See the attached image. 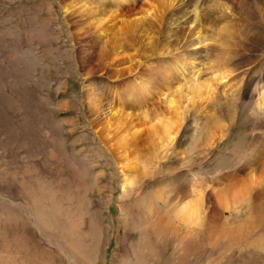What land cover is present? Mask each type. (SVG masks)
Returning <instances> with one entry per match:
<instances>
[{"label":"rangeland","instance_id":"374dc122","mask_svg":"<svg viewBox=\"0 0 264 264\" xmlns=\"http://www.w3.org/2000/svg\"><path fill=\"white\" fill-rule=\"evenodd\" d=\"M131 1V10L125 2L114 6L123 10L114 29L125 46L120 56L131 66L104 63L88 77L80 55L88 40L96 48L90 64L100 59L104 41L91 37L96 25L77 34L64 0H0V264H264V198H256L254 177L240 173L247 180L232 190L236 197L224 195L227 205L205 192L209 185L221 187V178L238 173L264 148V111L257 104L264 90V0L197 8L202 17L227 25L210 37L215 26L204 18L196 50L184 42L193 38L188 28L181 36L162 29L168 10L160 20L142 13L151 0ZM134 13L144 29L139 38L135 30L138 45L127 34ZM145 40L151 48L142 59ZM182 58L199 69V78L211 70L223 78L208 104L216 116L209 137L195 142L202 108L174 96L178 83L184 92L191 82L174 80L162 103L150 99L141 109L146 125L158 121L159 111L170 124L179 123L176 138L155 150L139 147L129 185H123L115 157L92 128L112 108L104 96L111 99L112 84L114 94L128 86L141 90L145 71L148 88L156 91L157 63L172 71ZM87 85L103 95L98 116L86 109ZM115 99L125 113L141 114L128 105L134 99ZM188 200L195 203L192 216L181 217Z\"/></svg>","mask_w":264,"mask_h":264},{"label":"bare ground","instance_id":"6f19581e","mask_svg":"<svg viewBox=\"0 0 264 264\" xmlns=\"http://www.w3.org/2000/svg\"><path fill=\"white\" fill-rule=\"evenodd\" d=\"M114 1L116 2L117 5H114ZM223 1L225 0H221V1H217V0H151L148 3H144V9L142 8V13H146V15L147 14L150 15L151 13L155 15L157 14V16L161 20V17L164 14V12L168 10V16L165 22V26L162 29L169 28V31H171L169 35L172 32H175L176 33L175 36L178 34L179 36H181L182 33H184L186 29L188 28L190 30L189 35L193 36V38H190V36H188V39L185 40L184 42L185 44L186 43L191 44L193 42V44L195 45L194 49L196 50L197 46L201 44L203 40L202 34L204 32V29H203V25H204L203 19L204 18H207L209 20V23L215 26L214 32H211L209 34L210 37L218 36L221 33V31L225 29L227 25V22L224 21L219 26L216 23L215 19L210 18V15L207 17H202V13H199V11H197V8L202 7V9L205 12L207 10L206 8L212 7V4H213V9H216L218 5L225 4ZM64 2L65 3H64L63 11L65 12V14L67 13L69 14V15L67 14L68 15L67 17L69 18L68 20H71L73 28L76 29L75 32H77V34L79 32L83 33L84 30L87 29L86 26L89 27L90 25L91 26L96 25L95 27L96 30L95 32H93L91 37H93L95 41L99 40V44L101 42L103 43L104 41V44H103L104 47H102V44H101L102 48L99 50L100 59H98L97 62L90 64V59H91L90 56L93 53L95 46L93 47L90 43H88V40H84V43L82 46H84L85 43L87 44L85 45L86 47L85 50L84 51L81 50L82 55H80V60L83 63L82 64L83 68H85L84 72L86 76L89 77L91 73L94 71V69L103 67L102 65L104 63L113 64L114 62L120 66V64H123L128 61L130 62V65L127 68L131 66V59L129 57L124 56V55L120 56L119 50L123 52L124 50L122 46L124 45L119 42L116 34H114V29H116V27L118 26L121 13L123 11L121 8L114 10V6H117L119 8L121 6L120 4L125 2L123 4L128 3L127 5H125L126 8H128L127 10H131L132 7L129 5L132 3L131 0H77V1L75 0V2L73 0H64ZM245 2L246 1H242L240 3V9L243 12L247 13L248 11L245 8V5H246ZM77 4H79L78 7H77ZM259 8L261 9V15H264V1L259 3ZM149 24L152 27L155 26L156 33L160 34V28L159 27L157 28V24L152 23V21ZM126 25L128 27L127 34L129 38L132 39V42H134L135 45H138L135 41V37L138 36V35L134 36V34H137L135 33L136 32L135 30L141 31V34H139L138 38L141 36L144 37L142 35L144 29L142 27V24L140 23V18L137 16V14L134 13L131 16L130 21L126 22ZM105 34L106 35L108 34L106 38L104 37ZM163 37L165 38L166 35H163ZM163 37H162V40H163ZM174 39L177 40V38H174ZM167 40L168 38L167 39L165 38L164 41L166 42ZM150 45L151 44H149L147 41L145 43L143 42L142 51L139 52L142 59L146 58V55L148 54V50L151 48L149 47ZM97 48H100V47H97ZM196 54L197 52L193 51L191 58H193ZM114 56H116L117 58L114 59ZM77 58L79 59V57ZM181 60H183L185 64H182L183 63L182 62L181 64H179L180 66L178 67L172 66L174 68L172 71H169L166 65L161 67L160 64L157 63L156 71L153 72V75L157 74V77L160 78V81L158 82V89H156V91H150V88H148L147 78L149 77V75L145 71L143 74H141L142 75L141 77L143 78L142 82L144 83L141 90L139 89L138 86H128V89L124 91L125 93L119 91L114 94L115 88H114V85L112 84L111 91H113V93L111 96H109L111 97V99L110 98H109L110 100L107 99L108 95L107 97L106 95L104 96L107 102H111L110 106H112V108L108 109L110 111L109 112L107 111L108 114L103 117L102 121L100 120L98 122L92 123V128L95 130V133L98 135L101 141L106 144L108 149L111 151V153L115 157L118 163L119 171L123 176L122 177L123 185H126V186L129 185L131 178L127 175V173L134 169V166L132 163H136L137 161L136 158H137V155H139V150H140L139 147L143 146L147 150V147L151 145L152 149L155 150V149H159V147H163L164 141L166 139L174 140L176 138V135L179 131V127H178L180 125L179 123H176L174 125L170 124V120L164 117V112L159 111L157 113V117L159 116L161 118L158 119L159 117L158 118L156 117L158 121L155 120L152 124L150 125L148 124L149 125L148 126L146 125L148 122L146 121L147 123H145V120L142 117V115L146 113L144 112L145 109L143 110L141 109L143 105L146 104L150 99H155L154 102L159 105V103L163 101V97L165 96V91H168L169 89L172 88V85L174 84L173 82L174 80L177 81V79L183 78V80L186 82L187 80L191 81V82L188 81L190 84L189 86L187 85L188 87L186 88L184 92L180 90V85L177 81L176 84L177 83L178 84L176 85V88L173 94L174 96H177L178 99L183 97V99H186L187 103L189 104H194L196 101H199L200 106L202 108V111H201L202 119H200L201 125L199 127L200 136L196 138L197 140L195 142L199 144L201 142L207 141L209 137L208 130L213 124L214 120H216V116H214L215 115L214 111L208 109V106H210L208 104L215 91L214 85L221 83L223 78L221 74L218 72H215V70H211L210 71L211 74L208 77L199 78L198 77L199 69H196L194 67L193 62L191 63L189 60L188 67H187L185 66L187 65V61L185 60V58H182ZM114 66L116 65L114 64ZM158 73H160V75ZM124 87H126V85H124ZM90 88L91 89H89L87 85V92H86L87 94L85 97L86 109L88 108V112L90 113V115L95 114L98 116V114L103 113V106H104L103 99L104 98L102 94L98 95L92 87ZM106 92L108 94L110 92V89L109 90L107 89ZM121 94H125L126 100L128 102L129 100L134 99V101H132L131 104H128V105L136 106L137 109L141 110V114H134V113H128V112L125 113L122 108L123 105L122 104L120 105L118 101H116V99L114 100L116 96L119 97V95ZM114 102L118 103L115 105L117 107L119 106L118 109L114 108V104H115ZM174 102L171 101L170 103L172 104ZM257 104H258V107L264 111V90H261V93L259 92ZM160 124H162V126ZM169 135H172V136H169ZM262 144H264V138H262ZM146 145L147 147H145ZM240 173H244L246 174V176L254 177V180H255L254 185H256V189H257L256 198H259V197L264 198V179H263L264 177V148H262L257 153V155L254 157V159H251L246 165H244L239 170L238 173L226 174L223 178H221L219 180L220 182L223 183L221 187L216 186L215 184H213V186L209 185L207 187V190H205V192L206 191L209 192L208 199L210 198V196L213 195L216 201L219 204H222L225 202V200L223 199L225 194L230 195V192H232V190L237 191L239 186H241L242 187L241 189H243V185H244L243 183L245 180H247V178H242ZM195 191L197 193H200L198 190H195ZM173 193L176 194L177 192L174 191ZM232 194L236 195V192L235 193L232 192ZM241 196L243 197V194H241ZM230 199H229V202L231 201ZM191 200H188V202H186V204H184V206L181 207L180 211L178 212L181 217L182 216L184 217L192 216V212H193L192 209H194V207L192 206L195 203L192 202L194 199L192 201ZM233 200L235 201V199ZM262 200L264 202V199Z\"/></svg>","mask_w":264,"mask_h":264}]
</instances>
